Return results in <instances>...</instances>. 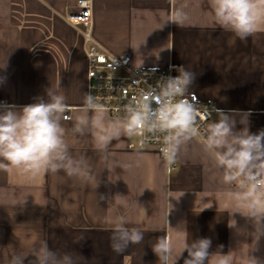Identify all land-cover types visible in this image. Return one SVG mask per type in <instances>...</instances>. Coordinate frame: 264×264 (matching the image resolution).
<instances>
[{
  "label": "crops",
  "instance_id": "1",
  "mask_svg": "<svg viewBox=\"0 0 264 264\" xmlns=\"http://www.w3.org/2000/svg\"><path fill=\"white\" fill-rule=\"evenodd\" d=\"M79 1L0 0V105L20 108L38 98L47 100V90L60 83L67 96L66 113L73 119L80 115L82 97L88 94L87 27L68 20L80 10ZM91 4V36L109 52L130 54L138 67L177 64L193 71L189 97L215 107L208 124L217 110H239L251 113V133L264 130V30L239 40L214 25L209 0ZM177 6L188 14L184 26L166 22ZM235 118L240 130V116ZM64 124L70 128L72 121ZM66 139L73 155L88 157L98 186L63 172L0 170V264H7L13 254L31 251L40 240L59 254L70 253L77 264H158L152 244L167 232L178 254L182 237L174 229L180 225H186L188 242L209 238L210 252L231 251L235 264H245L249 256L264 262V235L254 242L252 221L232 213L235 186L222 183V173L203 151V140L193 136L173 168L165 165L155 146L132 149L129 143L136 136L121 137L109 150L118 163L134 162L123 170L100 160L89 135L69 134ZM105 217L127 219L128 227L144 232L143 243L114 253L112 226ZM230 219L236 221L235 228L228 226ZM78 237L84 239L73 243ZM185 258L186 251L177 264H184ZM34 260L29 254L24 264Z\"/></svg>",
  "mask_w": 264,
  "mask_h": 264
},
{
  "label": "clouds",
  "instance_id": "2",
  "mask_svg": "<svg viewBox=\"0 0 264 264\" xmlns=\"http://www.w3.org/2000/svg\"><path fill=\"white\" fill-rule=\"evenodd\" d=\"M209 4L214 25L231 32L241 41L264 30V0H209ZM188 19L184 6H177L166 22L184 26ZM178 72L179 75L164 78L154 87L142 90L138 97L132 98V103L123 106L124 115L115 119L90 93L82 97L80 115L74 119L67 116V96L60 83L47 90V100L38 98L37 102L20 108L0 105V170L33 175L63 172L69 178H77L96 188L99 180L88 157L73 155L66 137L69 134L77 138L89 135L102 162L130 170L134 162H116L110 146L114 140L121 142V137L130 139L144 132L163 134V160L167 167H171L193 136L200 135L196 127L199 113L189 99L195 73L184 68ZM237 115L243 125L240 130L236 129ZM250 115L239 110L231 113L217 110L216 119L202 134V148L222 173V183L235 186L236 191L230 194L235 201L232 213L239 212L252 221L255 242L264 235V130L255 134L249 131ZM68 120L72 121L70 128L64 124ZM120 197L119 203L125 204L123 196ZM104 222L112 226L110 247L114 253L120 255L130 244L143 243L144 232L138 227H128L127 219L105 217ZM228 226L235 228L236 221L230 219ZM174 230L182 237L180 250L176 254L174 240L167 232L157 237L152 251L158 257V264H177V259L185 251L184 264H235L231 251L227 254L220 250L210 252L212 241L209 238L188 242L186 225ZM82 239L84 237H78L73 243ZM29 254L35 257L29 264H77L73 255L57 253L49 247L47 240H40L27 253L11 255L7 264H24ZM245 264L264 262L249 256Z\"/></svg>",
  "mask_w": 264,
  "mask_h": 264
},
{
  "label": "built area",
  "instance_id": "3",
  "mask_svg": "<svg viewBox=\"0 0 264 264\" xmlns=\"http://www.w3.org/2000/svg\"><path fill=\"white\" fill-rule=\"evenodd\" d=\"M91 6V0H80V10L68 18L73 25L84 24L87 27L83 34L87 44L88 93L94 95L97 103L111 115L123 116L124 105L132 103L133 97H138L142 90L154 87L158 81L179 75V65L171 64L167 68L138 67L132 64L130 54L115 55L109 52L91 36ZM189 99L199 113L196 127L200 135L194 136L203 140L202 134L215 112V107L209 102ZM66 115L71 117L69 113ZM135 136L136 139L129 143L130 148L155 146L162 155L163 134L144 132ZM172 167L176 168V165Z\"/></svg>",
  "mask_w": 264,
  "mask_h": 264
}]
</instances>
